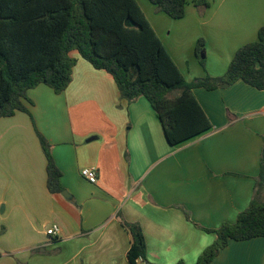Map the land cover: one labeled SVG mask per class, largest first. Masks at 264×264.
Segmentation results:
<instances>
[{
  "label": "crops",
  "instance_id": "0c3cea01",
  "mask_svg": "<svg viewBox=\"0 0 264 264\" xmlns=\"http://www.w3.org/2000/svg\"><path fill=\"white\" fill-rule=\"evenodd\" d=\"M188 0L175 20L137 0L189 82L223 76L264 26V0ZM204 38L205 69L196 55ZM73 55V54H72ZM68 87L28 91L29 114L0 119V264H130L138 224L153 264H196L254 199L264 146V90L243 81L194 89L212 129L172 146L150 102L122 99L113 77L79 55ZM91 123L86 126V120ZM50 144L62 173L51 193ZM94 167L98 182L81 176ZM57 225L60 232L49 236ZM211 264H264V237L231 240Z\"/></svg>",
  "mask_w": 264,
  "mask_h": 264
},
{
  "label": "trees",
  "instance_id": "16d2710c",
  "mask_svg": "<svg viewBox=\"0 0 264 264\" xmlns=\"http://www.w3.org/2000/svg\"><path fill=\"white\" fill-rule=\"evenodd\" d=\"M156 11L172 19L186 15L188 0H149ZM196 6L206 5L196 0ZM204 38L196 55L205 69ZM73 52L95 69L109 73L122 99L140 97L150 102L172 146L184 144L212 129L194 89L216 90L237 81L264 90V26L257 39L235 53L220 77L185 79L137 0H0V119L18 111L30 113L28 91L46 85L63 92L77 62ZM40 143L47 158V185L62 192V173L44 136ZM132 240L130 264L147 260L146 240L138 224L124 222ZM196 264H211L231 240L264 237V146L254 199L234 223H224ZM177 264H185L178 262Z\"/></svg>",
  "mask_w": 264,
  "mask_h": 264
},
{
  "label": "built area",
  "instance_id": "2783aa9c",
  "mask_svg": "<svg viewBox=\"0 0 264 264\" xmlns=\"http://www.w3.org/2000/svg\"><path fill=\"white\" fill-rule=\"evenodd\" d=\"M81 176L89 183L96 184L98 182L97 170L94 167L83 168L81 170ZM60 232V228L57 225L52 226L47 230L49 236H56Z\"/></svg>",
  "mask_w": 264,
  "mask_h": 264
},
{
  "label": "rangeland",
  "instance_id": "374dc122",
  "mask_svg": "<svg viewBox=\"0 0 264 264\" xmlns=\"http://www.w3.org/2000/svg\"><path fill=\"white\" fill-rule=\"evenodd\" d=\"M79 55L77 52H73V55ZM74 57V56H73ZM85 122V124H86V126H88L90 123H91V120H86V121H84Z\"/></svg>",
  "mask_w": 264,
  "mask_h": 264
}]
</instances>
